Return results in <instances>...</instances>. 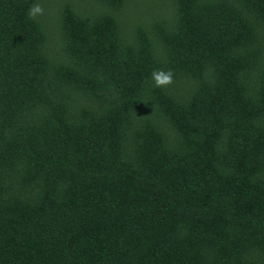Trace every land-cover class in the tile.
Returning a JSON list of instances; mask_svg holds the SVG:
<instances>
[{"label": "trees", "instance_id": "1", "mask_svg": "<svg viewBox=\"0 0 264 264\" xmlns=\"http://www.w3.org/2000/svg\"><path fill=\"white\" fill-rule=\"evenodd\" d=\"M0 264H264V0H0Z\"/></svg>", "mask_w": 264, "mask_h": 264}, {"label": "clouds", "instance_id": "2", "mask_svg": "<svg viewBox=\"0 0 264 264\" xmlns=\"http://www.w3.org/2000/svg\"><path fill=\"white\" fill-rule=\"evenodd\" d=\"M40 13H41V8L38 4H33L28 9V12H27L30 18H35ZM151 79L153 80L155 86H162V85H166L171 82V74L155 71L151 73Z\"/></svg>", "mask_w": 264, "mask_h": 264}]
</instances>
